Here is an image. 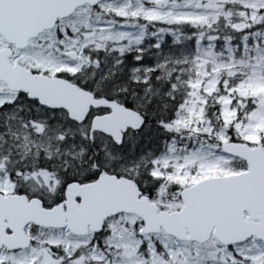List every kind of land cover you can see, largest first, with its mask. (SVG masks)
Wrapping results in <instances>:
<instances>
[{"label": "snow or ice", "instance_id": "snow-or-ice-1", "mask_svg": "<svg viewBox=\"0 0 264 264\" xmlns=\"http://www.w3.org/2000/svg\"><path fill=\"white\" fill-rule=\"evenodd\" d=\"M0 264H264V0H0Z\"/></svg>", "mask_w": 264, "mask_h": 264}]
</instances>
